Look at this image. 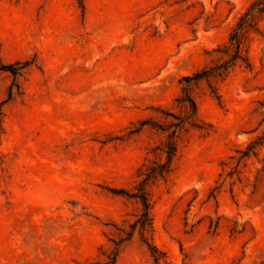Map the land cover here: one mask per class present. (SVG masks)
Here are the masks:
<instances>
[{
	"label": "rangeland",
	"instance_id": "obj_1",
	"mask_svg": "<svg viewBox=\"0 0 264 264\" xmlns=\"http://www.w3.org/2000/svg\"><path fill=\"white\" fill-rule=\"evenodd\" d=\"M255 0H0V264H102L128 230L179 81L222 60ZM192 97L204 131L149 184L159 264H264V16ZM25 67L13 76L3 69ZM155 110H160L157 112ZM123 192V193H120ZM116 264H155L137 233Z\"/></svg>",
	"mask_w": 264,
	"mask_h": 264
},
{
	"label": "trees",
	"instance_id": "obj_2",
	"mask_svg": "<svg viewBox=\"0 0 264 264\" xmlns=\"http://www.w3.org/2000/svg\"><path fill=\"white\" fill-rule=\"evenodd\" d=\"M264 16V0L253 1L246 11L239 17L238 21L228 35L227 41L215 51L222 55V60L210 67H206L190 76H185L179 81L181 87L179 96L174 100L176 108L179 110L178 116H170L171 120L164 124H155L153 122V130L164 135V139L154 151L159 152L162 162H153V164L143 174V179L134 188L133 193H123L127 199L134 200L138 205V213L132 224L128 225V230L121 231L118 239L111 241L112 247L103 251L102 255L105 261L102 264H116L117 259L127 244L134 236L138 234L140 242L148 249L150 257L155 264H159L161 253L151 246L149 236L152 232V216L151 202L147 192L149 184H153L159 180H163L171 172L172 162L177 153L178 142L182 136L189 130L204 131L205 128L201 124L197 115V107L192 97L193 88L200 83L207 84L210 93L219 99L216 89L211 86L214 80H223L236 67H244L248 69L250 63L247 56L248 45L250 42L249 35L257 31L255 20L257 17ZM21 68L13 69L12 65L4 66L3 69L13 76L19 75ZM161 112L160 110H155ZM264 143V135L252 142L245 151L240 152V157L236 160L238 165L244 158L253 153L257 146Z\"/></svg>",
	"mask_w": 264,
	"mask_h": 264
}]
</instances>
